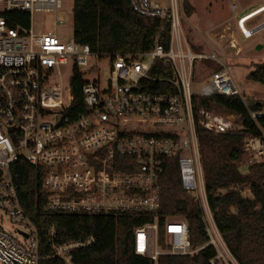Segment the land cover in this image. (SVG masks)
Masks as SVG:
<instances>
[{
  "label": "built area",
  "instance_id": "obj_1",
  "mask_svg": "<svg viewBox=\"0 0 264 264\" xmlns=\"http://www.w3.org/2000/svg\"><path fill=\"white\" fill-rule=\"evenodd\" d=\"M65 0H0V211L13 223L26 226L18 230L24 242L0 226V263L39 264V233L27 215L14 181L13 168L21 160L43 167L42 189L48 208L67 213L152 215L153 222L134 230L136 255L158 264L161 255H193L213 246L210 264H240L221 234L206 193L204 169L197 133L198 126L214 133L243 127L232 118L237 114L215 109L196 111L198 97L242 96L225 53H195L183 29V0H129L134 12L146 19H161L171 24L170 44L166 50L156 38L150 51L138 54L93 52L74 34L65 40L58 35L64 20L57 12ZM238 0H231L236 24L243 40L259 28L248 22L264 11V6L241 12ZM29 15L27 25L21 22ZM50 18L40 30L35 16ZM207 34V32H205ZM239 53L241 49L235 48ZM151 61L145 63V57ZM108 58L110 78L103 86L98 76L101 62ZM163 61L171 75L162 79L150 72L155 60ZM210 59L218 64L212 80L194 93V61ZM92 60V64L91 61ZM229 66V67H228ZM70 68L67 85L55 75ZM78 73L83 80L84 109L73 115L70 80ZM163 80L175 91L155 93L150 81ZM255 122L264 117V109L251 113ZM259 126V125H257ZM243 141L244 160L240 166L264 162V130ZM167 158H176L181 180L200 203L209 240L194 248L185 220L176 217L164 221L166 248L159 244L158 212L161 205V178ZM247 173V172H246ZM232 189L253 199L250 188ZM55 226L49 236L54 255L65 264L73 262V252L95 242H56Z\"/></svg>",
  "mask_w": 264,
  "mask_h": 264
},
{
  "label": "trees",
  "instance_id": "obj_2",
  "mask_svg": "<svg viewBox=\"0 0 264 264\" xmlns=\"http://www.w3.org/2000/svg\"><path fill=\"white\" fill-rule=\"evenodd\" d=\"M184 13L194 12L189 0H183ZM29 15L21 22L27 25ZM74 37L86 43L93 52L103 55L138 54L150 51L156 38L169 49L171 24L161 19H146L130 6L129 0H74ZM214 62V61H213ZM216 65V66H215ZM248 77L264 84V60L256 63ZM214 70L218 69L217 63ZM152 77L171 75L162 60L156 59L150 72ZM83 80L76 73L70 80L72 102L69 111L76 115L83 111ZM152 92H173L175 88L163 80L150 81ZM223 107L240 115L243 127L225 133H214L198 126L197 133L204 169L206 193L216 224L230 251L240 264H264V162L252 165L247 173L240 172L244 160L243 141L248 135L264 130V117L254 121L252 112L264 109L263 103H248L245 96L215 95L196 99V111ZM259 125V126H257ZM43 167L21 160L13 168L14 181L21 203L39 233V264H65L54 255L50 242V228L55 226L56 242L85 241L91 236L95 242L73 252L75 264H153V261L134 252V230L153 222L152 215L67 213L48 208L47 193L42 189ZM240 185L250 188L254 198H245L232 189ZM176 217L185 220L194 248L209 240L200 203L187 191L176 158H167L161 178V205L158 212L159 244L166 248L164 221ZM213 246L193 255H161L158 264H210L215 256Z\"/></svg>",
  "mask_w": 264,
  "mask_h": 264
},
{
  "label": "rangeland",
  "instance_id": "obj_3",
  "mask_svg": "<svg viewBox=\"0 0 264 264\" xmlns=\"http://www.w3.org/2000/svg\"><path fill=\"white\" fill-rule=\"evenodd\" d=\"M243 1H250L255 5L258 0H238L237 11H240L241 2ZM189 2L194 8V12L190 16H187L184 13L183 29L191 49L195 53H210L213 50L219 52L220 47L214 46L211 34L214 33V31H221L222 28L226 26V23H229L231 18L235 20L234 12H232L230 8L231 0H189ZM73 6L74 0H65L63 8L57 12V16L64 20V25L58 28V35L65 40L70 39L74 34ZM34 22L37 30H40L44 22L51 23L50 18H42L39 15L35 16ZM247 26L250 27V23L247 24ZM205 32H207V34H205ZM226 32L227 31H224V29L221 31L222 34H225ZM214 35H216V33H214ZM251 37L250 39L243 41H240V39L237 38V46L241 49L237 56L235 55V50L224 48V61L231 68H234L232 70L234 83L241 94L245 96L247 102L250 104H264V84L255 82L248 77V75L256 69L255 64L264 60V47L260 46L261 44L264 45V29L255 34L252 38ZM216 41L218 42V39H216ZM150 61V56L145 57V63H149ZM90 62L92 64V60ZM214 64L215 62L210 59H196L194 61L195 67L192 78V88L194 93H200L202 86L212 80L211 74L216 66H214ZM70 76L71 70L66 67L62 69L60 74L55 75V79L63 81V83L67 85ZM98 76L101 79L102 85L106 86L110 78V62L108 58L102 60L100 74L88 77V80H93ZM215 111L219 113H231L219 106H215ZM232 119L235 120L238 125H241L238 116H235ZM247 171V165L240 166V172L246 173ZM0 226L14 238L24 242V239L18 230L25 231L26 226L13 223L11 219L1 211Z\"/></svg>",
  "mask_w": 264,
  "mask_h": 264
},
{
  "label": "crops",
  "instance_id": "obj_4",
  "mask_svg": "<svg viewBox=\"0 0 264 264\" xmlns=\"http://www.w3.org/2000/svg\"><path fill=\"white\" fill-rule=\"evenodd\" d=\"M262 6H264V0H258L255 5L253 3H251L250 1H243V2H241V7H240V11L239 12H241L240 14H242V13H245V12H249V11L255 10V9L260 8ZM263 16H264V11L261 12L256 17H254L251 21H249L248 24L250 23V25H251L250 28L257 27V26H259L261 24H264V17ZM223 29H224V31H227L225 34L221 33V31ZM262 29H264V26L262 28H259V31L257 33H259ZM222 30L219 31V32L218 31H214V33H216V35H214V33L211 34L212 35L211 38H212V42H213L214 46L215 47H220V49L223 50V51H225L224 48L225 49L231 48V50L232 49L235 50V55L237 56L238 53L236 52L235 48L238 47V46H237L236 40H237V38H239L240 41H243V39L241 38L240 32L238 30V27H237V24H236V20L231 18L229 23L227 22L226 26H224L222 28ZM209 32H211V31H209ZM226 34H227V36H226ZM227 37H229V38H227ZM216 39H218V42L216 41ZM246 40H248V39H246ZM260 46L264 47L263 44H261ZM200 53H202V52H200ZM223 109H225V108H223ZM236 116H238V115H236Z\"/></svg>",
  "mask_w": 264,
  "mask_h": 264
}]
</instances>
